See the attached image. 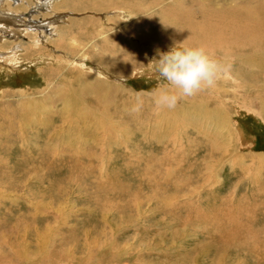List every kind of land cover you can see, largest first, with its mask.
I'll use <instances>...</instances> for the list:
<instances>
[{"label":"rangeland","instance_id":"rangeland-1","mask_svg":"<svg viewBox=\"0 0 264 264\" xmlns=\"http://www.w3.org/2000/svg\"><path fill=\"white\" fill-rule=\"evenodd\" d=\"M199 1H0V264H264V66L244 60L264 0L218 2L262 43L154 105L159 53L185 41L168 16ZM78 74L97 90L67 111L53 90Z\"/></svg>","mask_w":264,"mask_h":264},{"label":"bare ground","instance_id":"bare-ground-1","mask_svg":"<svg viewBox=\"0 0 264 264\" xmlns=\"http://www.w3.org/2000/svg\"><path fill=\"white\" fill-rule=\"evenodd\" d=\"M221 1H224L225 5L229 4V6H230L229 8H231L232 10L236 11V9L232 6V3H233L234 0H231L230 2H228V0H200L199 1L200 3H198L200 8L198 10L193 9V7H191V6H186V10H184V11L182 10V13H181L182 15L180 14L181 17L179 16L178 18H172V16H168L169 18L167 20L169 21V27L170 28H172V27L178 28L177 30L179 32V35L182 38H184L186 43H188L190 45L191 44L203 43V44H206V45H208L209 47H211V48H213L215 50L217 48L220 50V49H223V48L224 49L225 48H233V49H235V48H242V47H249V48L252 47V49H253V47L259 46V44L262 43V41H263L262 39L263 38H261L259 36V33L257 32V30H256V32H253L255 30L253 28V26L254 25H261L263 20H257L258 18L257 19L253 18V17L251 18V16H250L249 18L247 17L246 19H244L245 23H248V24H243V19L241 20V18H242L241 15L238 16V15L233 14V13L229 14V16L226 15V12H224V10L222 8V4L218 5V2H221ZM238 1H240V0H238ZM0 6H1V3H0ZM237 6H239V5H237ZM4 10H5L4 8L0 7V14L1 13L2 14L5 13V12H3ZM243 10H245V9H243ZM69 24H72V23H69ZM179 25H180V27H179ZM262 30H263V34H264V29H262ZM12 33H14L15 35L17 34L16 32H12ZM263 34L261 36H263ZM214 47H216V48H214ZM26 48H29V47H26ZM10 54H12L11 57H10L12 59L13 56L15 54H17V53L16 52H11ZM232 54H234V53L232 52ZM221 55H224V54H221ZM50 58H52V57L50 56ZM244 60L245 61L247 60L249 62V64H251L252 66H262V65L264 66V55L261 54V51L253 53L252 55H248ZM73 75H75V74H71V76H73ZM81 75H83V74H81ZM90 80L88 81L87 79L84 78V75L83 76H79V74L74 76L73 78L72 77L65 78L64 82L67 83L68 85L65 86L64 88L63 87H59V88L57 87V89H54L52 96L55 99H57L58 101L62 102L65 105V108L67 109V111H72V110L76 109L75 108L76 105H74V103H75L74 100L75 99L77 100V98H81V97L84 98L86 96H90L91 95L90 91H92V87H94V83H92V81H90ZM94 89H96V88L94 87ZM216 95H219V94H216ZM50 99H52V97ZM58 101H57V103H58ZM216 101H218V100H216ZM43 103H45V102H43ZM203 104L205 105V102ZM34 105H36V104H34ZM27 111H29V110H27ZM62 111H64V110L62 109ZM88 111L91 112L90 110H88ZM35 112H37V111H35ZM25 113H28V112H25ZM46 113H47V111L45 112V114ZM60 117H61V115H60ZM93 117L94 116H92L91 119H94ZM43 120H45V119H43ZM21 127H22V125H21ZM23 127H24V125H23ZM88 132H89V134H91L90 136L94 135L93 133H91V131L88 130ZM36 139H37V137H36ZM27 177H25V178H27ZM38 177L41 178L39 175H38ZM41 183H43V182H41Z\"/></svg>","mask_w":264,"mask_h":264},{"label":"clouds","instance_id":"clouds-1","mask_svg":"<svg viewBox=\"0 0 264 264\" xmlns=\"http://www.w3.org/2000/svg\"><path fill=\"white\" fill-rule=\"evenodd\" d=\"M156 73L164 83L153 92L157 112L174 109L184 99L196 96L202 91L213 89L233 68L234 58L219 55L206 44L176 43L168 52L159 53ZM144 100L137 94L130 109L139 112Z\"/></svg>","mask_w":264,"mask_h":264}]
</instances>
